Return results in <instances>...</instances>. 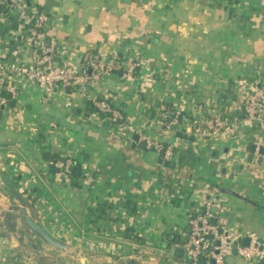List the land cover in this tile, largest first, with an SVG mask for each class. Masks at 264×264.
<instances>
[{"label":"crops","instance_id":"1","mask_svg":"<svg viewBox=\"0 0 264 264\" xmlns=\"http://www.w3.org/2000/svg\"><path fill=\"white\" fill-rule=\"evenodd\" d=\"M40 9L48 15L46 37L55 39L54 63L76 68L93 52L115 57L119 68L84 95L60 87L46 102L35 84L6 82L13 93L4 90L0 106V176L11 187L16 181L28 213L68 248L37 237L0 184L7 191L0 190V264L50 257L183 264V249L181 257L174 249L212 195L222 201L218 222L242 233L238 245L251 232L264 244V178L254 148L264 124L239 111L245 87L254 80L264 86V0L9 2L0 9V62L31 61L29 28ZM93 97L109 100L123 125L90 109ZM171 108L178 121L165 127L158 120ZM213 112L229 123L199 135L192 120L204 125ZM143 135L171 144L173 156L164 160ZM53 156L72 161L75 175L54 169ZM224 264L264 259L247 261L233 244Z\"/></svg>","mask_w":264,"mask_h":264},{"label":"built area","instance_id":"2","mask_svg":"<svg viewBox=\"0 0 264 264\" xmlns=\"http://www.w3.org/2000/svg\"><path fill=\"white\" fill-rule=\"evenodd\" d=\"M18 0H10L15 4ZM3 0H0V5ZM48 15L44 11H38L30 26L32 34L33 51L31 61L27 64L17 62H0V106L7 103L4 90L13 93L10 84L6 86L8 80L23 78L35 84L42 92L43 101H48L54 91L60 87H77L81 94H86L88 85L97 82L102 73L119 68V62L115 57L104 58L97 53L89 52L84 60L76 68H71L67 64H56L52 61V54L55 50V39L46 37V33H40L39 29L45 27ZM134 63L131 67H134ZM92 104L100 112H109L110 118L117 124L123 125V117L112 103L105 98H94ZM242 119L250 121L255 125L264 124V86L259 80H254L245 87L239 105ZM163 114V118L158 123L165 127H170L178 121L177 113ZM234 120H238L236 117ZM229 123V117L222 113L213 112L201 125L198 120H192V125L201 136H210ZM145 145L161 150L163 159L169 160L173 156L171 144L162 148L161 142L152 140L147 136L142 137ZM256 155L260 158L261 169L264 178V136L258 137L254 141ZM70 161L58 159L55 165L67 171ZM222 206V201L212 195L202 199V206L194 212L187 221L184 239L181 243L183 249V264H224L226 250L229 246L236 244L237 254L247 261H260L264 259V244L259 240L256 233L247 234V245H238L242 233L230 225L218 222L217 211ZM236 242V243H235Z\"/></svg>","mask_w":264,"mask_h":264},{"label":"water","instance_id":"3","mask_svg":"<svg viewBox=\"0 0 264 264\" xmlns=\"http://www.w3.org/2000/svg\"><path fill=\"white\" fill-rule=\"evenodd\" d=\"M261 152L264 151L263 148L260 149ZM0 184L3 187H6L10 193H12L17 201H18V205L16 206V208H18L21 212V215L26 223V225L32 230V232L39 237L42 241H44L46 244L58 248V249H67L68 246L57 240L56 238H54L52 235H50L45 228L38 222L36 221L29 213L25 204V200L22 196V194L17 191L15 188L11 187L10 185H8L0 176ZM236 243V242H235ZM248 243V237H244L242 238V242L241 245H247ZM174 256L176 257H181L182 256V248L180 247H175L174 249ZM98 264H140L137 260H135L134 258H128L126 260H117V261H113V262H103V263H98Z\"/></svg>","mask_w":264,"mask_h":264},{"label":"trees","instance_id":"4","mask_svg":"<svg viewBox=\"0 0 264 264\" xmlns=\"http://www.w3.org/2000/svg\"><path fill=\"white\" fill-rule=\"evenodd\" d=\"M7 3H9V0H3V4H1L0 5V9H1V7L4 5V4H7ZM40 11H44V10H42V9H40ZM45 12V11H44ZM46 13V12H45ZM47 14V13H46ZM40 31V33H43V32H46V29H45V27H41L40 29H39ZM90 109H92V110H96V111H98L97 110V108L93 105V106H91L90 107ZM169 111V112H168ZM102 116H106V117H110V113L109 112H100V111H98ZM165 112H166V115H168V116H170L169 114H174V113H177V115L179 114L177 111H175L173 108H171V110L170 109H167V110H165ZM168 112V113H167ZM179 117V116H178ZM111 119V118H110ZM118 120H120V119H118ZM118 120H112L111 119V121L112 122H115L116 123V121H118ZM165 145L166 144H163L162 143V148H164L165 147ZM159 152H160V154H161V157L163 158V153H162V151L161 150H159ZM52 158V160H51V166L54 168V169H56L57 171H62L63 169L62 168H59V167H56L54 164H55V161L56 160H58L57 159V157H51ZM61 160H66V159H61ZM75 168H76V165L72 162V161H70V164H69V168H68V170L67 171H69V173L71 172V174L72 175H75ZM12 187H15V188H17L18 187V184L16 183V181L14 180H12Z\"/></svg>","mask_w":264,"mask_h":264},{"label":"rangeland","instance_id":"5","mask_svg":"<svg viewBox=\"0 0 264 264\" xmlns=\"http://www.w3.org/2000/svg\"><path fill=\"white\" fill-rule=\"evenodd\" d=\"M1 187V186H0ZM0 190H2V192H3V194H4V192H6L7 193V191H6V189L5 188H0ZM19 215H21V213L19 212ZM166 258H169L168 256H166ZM172 259V258H171ZM48 260V259H47ZM98 260H91L88 264H93V262L94 263H96ZM92 262V263H91ZM98 262H100V260L98 261ZM102 262V261H101ZM109 262H113V261H109ZM43 263H45V264H61L62 262H61V259L60 258H56V257H50V259H49V261H47V262H45V261H43ZM79 264H82V263H79Z\"/></svg>","mask_w":264,"mask_h":264}]
</instances>
